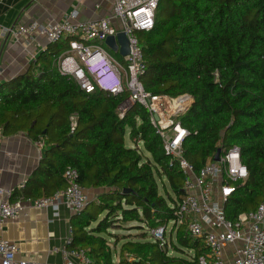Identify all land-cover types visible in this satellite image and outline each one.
<instances>
[{"label": "trees", "instance_id": "obj_1", "mask_svg": "<svg viewBox=\"0 0 264 264\" xmlns=\"http://www.w3.org/2000/svg\"><path fill=\"white\" fill-rule=\"evenodd\" d=\"M139 38L144 88L156 95L193 96L178 118L190 131L185 158L200 169L218 148L239 146L248 176L236 183L224 208L233 220L256 209L264 199V0H160L155 26ZM65 47L49 43L25 72L0 82L2 133L26 132L43 143L39 166L13 199L52 195L66 186L63 173L73 167L84 188H107L70 219L71 245L85 249L94 264H199L207 249L184 224L174 226L165 241L145 239L148 228L176 218L184 195L180 167L169 162L148 109L135 103L120 117L128 92L87 93L61 75L54 55ZM127 129L150 156L126 146ZM130 222L141 233L123 243L115 263L107 236L119 238L111 226Z\"/></svg>", "mask_w": 264, "mask_h": 264}, {"label": "built area", "instance_id": "obj_2", "mask_svg": "<svg viewBox=\"0 0 264 264\" xmlns=\"http://www.w3.org/2000/svg\"><path fill=\"white\" fill-rule=\"evenodd\" d=\"M82 1L74 0L73 10L57 21H32L1 28L0 43L9 37L26 42L42 37L47 44L66 41V47L54 55L55 66L61 75L72 79L87 93L95 90L108 95L128 92L127 99L119 107L120 117L135 103L148 109L156 133L171 157L169 162L172 164L176 160L180 167L184 190L176 205V218L147 229L153 240L165 241L174 226L184 224L188 235L201 240L207 249L199 255V264H264V199L256 209L241 212L234 220L227 216L224 208V203L237 191L236 183L243 182L248 176L240 147L234 145L223 149L219 161L209 159L200 169L195 168L184 156L183 142L190 131L178 119L193 102V96L189 93L177 97L152 94L141 82L146 61L139 34L155 26L160 0H107L110 3L108 16L79 20L78 7ZM119 33H124L128 40V53L124 56L120 54L118 41L117 51L106 44L108 37ZM178 100L183 102L173 108ZM71 119L74 129L77 121L75 117ZM2 134L0 130V137ZM135 147L141 149L138 144ZM63 177L66 186L50 196L27 198L19 194L13 199L16 189L0 186V231L7 221L19 218L28 205L41 209L51 207L55 218L60 216L61 206L72 215L84 209L89 198L77 181V170L68 167ZM24 185L25 182L19 185L18 190L21 191ZM73 240L69 222L62 248L63 264H94L85 249L71 245ZM18 253L16 243L0 237V264H48L30 261Z\"/></svg>", "mask_w": 264, "mask_h": 264}, {"label": "crops", "instance_id": "obj_3", "mask_svg": "<svg viewBox=\"0 0 264 264\" xmlns=\"http://www.w3.org/2000/svg\"><path fill=\"white\" fill-rule=\"evenodd\" d=\"M74 4V0L0 1V29L32 21L42 23L57 21L71 12ZM97 4H99L98 7H96ZM78 9L77 19L79 20L100 18L110 14V3L107 0H83ZM62 43L66 44V41ZM47 45L42 37L34 42L14 41L11 37L5 39L0 43V80L11 81L25 72L33 58L38 57L43 51L42 48ZM42 151L43 143L33 141L26 132L2 134L0 137V186L18 190L19 185L26 182L39 166ZM85 190L89 201H93L97 200L107 188L90 187ZM71 217L72 214L65 206H61L60 216L55 218L51 207L41 209L28 205L19 218L9 220L2 226L0 237L16 243L20 257L48 264H63L62 248L65 246ZM140 233V230L123 231L120 232L119 238H108L115 263L120 261L123 243ZM125 234L127 236L133 234V236L123 238ZM145 239H152L149 233ZM171 250L169 253L175 254Z\"/></svg>", "mask_w": 264, "mask_h": 264}, {"label": "rangeland", "instance_id": "obj_4", "mask_svg": "<svg viewBox=\"0 0 264 264\" xmlns=\"http://www.w3.org/2000/svg\"><path fill=\"white\" fill-rule=\"evenodd\" d=\"M117 56H119V55H117ZM35 59V57L33 58V60ZM129 129H127V131H126V135H125V143H126V145L128 146V147H135L137 144H138V146L144 151V153L146 154V155H149V153L148 152H146L144 149H143V142L141 141V140H139V142L138 143H135V141H133L130 137H129ZM150 156V155H149ZM134 222H130V223H126V224H123V226H118V225H115V226H111V228H110V231H112L113 233H115V234H118V236H120V232H123V231H125V232H128V231H130V232H136V231H138V230H133L132 229V227L131 226H129L130 224H133ZM171 222L169 223V225H168V229L171 227ZM124 226H128L126 229H124V228H122V227H124ZM128 229V230H127ZM104 236H107L106 234H104ZM109 239H110V236H107ZM184 248V251L185 252H188L189 254H194V252H193V250H190V251H188V248H186V247H183ZM172 251V250H171ZM174 253H176L175 251H174Z\"/></svg>", "mask_w": 264, "mask_h": 264}, {"label": "water", "instance_id": "obj_5", "mask_svg": "<svg viewBox=\"0 0 264 264\" xmlns=\"http://www.w3.org/2000/svg\"><path fill=\"white\" fill-rule=\"evenodd\" d=\"M118 43L121 45L120 54L122 56L128 53V40L124 33H119L117 36H110L106 39V44L114 51L118 49ZM156 120H158V116H154ZM222 148H218L217 152L214 155L213 160L219 161L221 155Z\"/></svg>", "mask_w": 264, "mask_h": 264}, {"label": "bare ground", "instance_id": "obj_6", "mask_svg": "<svg viewBox=\"0 0 264 264\" xmlns=\"http://www.w3.org/2000/svg\"><path fill=\"white\" fill-rule=\"evenodd\" d=\"M181 102H183V100H178L172 107L173 108L177 107V104H181Z\"/></svg>", "mask_w": 264, "mask_h": 264}]
</instances>
